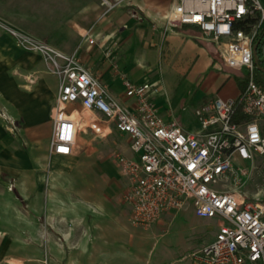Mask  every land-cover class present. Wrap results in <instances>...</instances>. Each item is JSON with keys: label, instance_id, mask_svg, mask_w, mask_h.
I'll return each instance as SVG.
<instances>
[{"label": "built area", "instance_id": "2783aa9c", "mask_svg": "<svg viewBox=\"0 0 264 264\" xmlns=\"http://www.w3.org/2000/svg\"><path fill=\"white\" fill-rule=\"evenodd\" d=\"M184 24L196 25L215 43L227 67L245 72L237 97L215 96L195 108L201 125L196 131L160 114L155 82L124 75V93L134 98L124 103L76 52L9 31L20 46L42 52L60 77L51 139L55 154H71L82 130L105 137L115 127L131 140L132 156L114 155L128 182L133 224L147 228L166 212L191 205L198 216L221 220L214 239L190 253L194 264H264V191L246 189L257 168L264 173V72L254 56L256 38L264 33V0H180L166 25ZM87 39L94 42L90 32ZM78 101L81 111L67 108Z\"/></svg>", "mask_w": 264, "mask_h": 264}, {"label": "rangeland", "instance_id": "374dc122", "mask_svg": "<svg viewBox=\"0 0 264 264\" xmlns=\"http://www.w3.org/2000/svg\"><path fill=\"white\" fill-rule=\"evenodd\" d=\"M53 1L0 0V22L8 30L69 53L77 36L72 30L52 33L62 25L59 4ZM99 3L101 0H70L72 21L79 5L82 13L86 4L87 23L91 24ZM36 52L42 56L39 81L46 76L57 98L60 77L43 53ZM224 70L245 78L243 70L227 66ZM23 78L24 85L31 81ZM47 84L40 81L42 96L38 98L44 107L38 114L39 125L46 135L32 137L30 124L0 108V264H194L190 253L211 233L215 221H203L181 210L166 214L147 228L133 224L128 219L126 182L114 155L126 147L124 138L114 134L101 140L82 130L72 154H55ZM246 189L250 193L264 191L260 168ZM124 229L129 234H121ZM102 231H112L114 246L97 251L95 243ZM82 242L89 248L75 250Z\"/></svg>", "mask_w": 264, "mask_h": 264}, {"label": "crops", "instance_id": "0c3cea01", "mask_svg": "<svg viewBox=\"0 0 264 264\" xmlns=\"http://www.w3.org/2000/svg\"><path fill=\"white\" fill-rule=\"evenodd\" d=\"M108 1L113 6L109 7L101 0V3L95 6L94 22L88 24L86 4L82 5V13L79 5L78 14L72 21L70 0H54V3L59 4L62 25L57 26L60 31L52 33L64 34L72 30L77 36V42L69 53L76 52L80 62L107 84L120 101L134 103V98L124 93V75L137 82H157L159 89L154 93L153 99L160 114L166 120H176L188 131H196L201 127L194 112L197 106L215 96L228 98L240 94V81L244 79L232 76L224 70L226 65L221 60L216 44L204 39L196 25L167 27L168 14L180 0ZM89 32L94 38L93 43L87 39ZM40 59L42 56L39 52L17 44L14 36L0 22V108L5 113L13 112L30 124L28 131L32 137L46 135L39 125L41 119L38 116L44 111L38 100L39 96H42L39 83L42 80L47 84L45 79L48 81L46 76L39 81ZM24 76L31 80L25 85ZM47 88V107L52 128L51 111L56 95L50 85L47 84ZM67 108L82 110L79 101L67 104ZM86 131L101 140H106L114 134L123 137L126 147L121 152L127 156L133 155L130 137L115 127L111 128V132L105 137L96 136L90 130ZM121 177L126 182V198L128 182L123 175ZM128 205L130 208L129 203ZM181 210H186L187 214L203 221H215L211 233L206 235L203 243L195 249L214 239L221 221L219 218L200 217L191 205ZM181 210L166 212L158 221L166 214L179 213ZM121 234L125 236L129 233L124 229ZM113 242L112 231H102L95 243V250L112 248ZM76 247L75 250L83 251L89 248V244L82 242Z\"/></svg>", "mask_w": 264, "mask_h": 264}, {"label": "trees", "instance_id": "16d2710c", "mask_svg": "<svg viewBox=\"0 0 264 264\" xmlns=\"http://www.w3.org/2000/svg\"><path fill=\"white\" fill-rule=\"evenodd\" d=\"M184 25H188V24H184ZM255 42L257 44L256 54L258 57V62H256V64H257V66L260 65L261 67L264 68V59L262 58V48L264 46V33L261 36H258L256 38ZM258 69H260V68L258 67ZM245 84H246L245 79L243 81H240V87H241L240 94L243 92V90L245 88ZM239 110L241 111V104L239 105Z\"/></svg>", "mask_w": 264, "mask_h": 264}, {"label": "water", "instance_id": "95a60500", "mask_svg": "<svg viewBox=\"0 0 264 264\" xmlns=\"http://www.w3.org/2000/svg\"><path fill=\"white\" fill-rule=\"evenodd\" d=\"M254 48H255V53H254L255 60H256V62H258V57H257V54H256L257 44H255ZM258 67L260 68V70H261L262 72H264V68H263V67H261L260 65H258Z\"/></svg>", "mask_w": 264, "mask_h": 264}]
</instances>
